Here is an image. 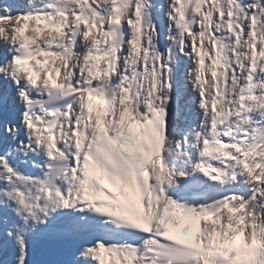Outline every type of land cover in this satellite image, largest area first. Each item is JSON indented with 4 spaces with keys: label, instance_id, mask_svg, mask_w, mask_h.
I'll list each match as a JSON object with an SVG mask.
<instances>
[{
    "label": "snow or ice",
    "instance_id": "1",
    "mask_svg": "<svg viewBox=\"0 0 264 264\" xmlns=\"http://www.w3.org/2000/svg\"><path fill=\"white\" fill-rule=\"evenodd\" d=\"M0 264H264V0H0Z\"/></svg>",
    "mask_w": 264,
    "mask_h": 264
},
{
    "label": "bare ground",
    "instance_id": "2",
    "mask_svg": "<svg viewBox=\"0 0 264 264\" xmlns=\"http://www.w3.org/2000/svg\"><path fill=\"white\" fill-rule=\"evenodd\" d=\"M162 43H163V40H162ZM191 88V85H189V89ZM193 95H195V93H193Z\"/></svg>",
    "mask_w": 264,
    "mask_h": 264
}]
</instances>
